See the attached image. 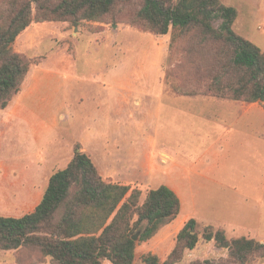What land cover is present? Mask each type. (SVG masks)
Returning <instances> with one entry per match:
<instances>
[{"label": "trees", "instance_id": "obj_1", "mask_svg": "<svg viewBox=\"0 0 264 264\" xmlns=\"http://www.w3.org/2000/svg\"><path fill=\"white\" fill-rule=\"evenodd\" d=\"M120 7L125 10L121 14ZM238 17V10L221 0H0V111L21 93L31 72V62L15 51L17 39L33 24L45 22L81 27L125 21L169 37V55L173 63L180 55V62L167 72V87L183 96L264 104V51L234 31ZM142 198L141 190L104 178L78 145L68 166L51 175L32 212L18 218L0 215V250H35L53 264H135L137 247L181 213L180 198L165 185ZM202 240L227 250L228 258L192 264L264 259V241L229 239L211 225L201 231L200 223L190 219L163 264L180 263ZM143 264L161 260L147 254Z\"/></svg>", "mask_w": 264, "mask_h": 264}, {"label": "rangeland", "instance_id": "obj_2", "mask_svg": "<svg viewBox=\"0 0 264 264\" xmlns=\"http://www.w3.org/2000/svg\"><path fill=\"white\" fill-rule=\"evenodd\" d=\"M221 1L227 6L235 7L239 12V17L233 27L234 31L254 42L264 51V0ZM124 11L120 7L117 13L121 14ZM218 25L219 23L215 24V26ZM135 31L137 35L134 34ZM137 39L141 40L142 44L135 43ZM112 40L118 42V54L116 59L113 57L112 60L121 63V67L118 66V68L125 67L126 69L124 72H119L120 75L123 73L129 74V71L134 73V75H142L141 69L140 71L136 69L137 63L141 65L138 59L142 60V51L150 57L156 56V48H152L155 45V47L158 46L160 49L158 55L162 58L165 55L162 65L163 74L160 73L165 75V82L169 69H172V66H176L180 62V55L175 57L174 63L169 55V37H157L148 31L134 29L125 21L114 25L91 23L81 27H74L65 23H35L17 39L14 46L15 51L23 54L31 62L32 66L31 72L19 94L23 95L22 99L18 100L19 102L16 101L12 108L10 107V109L0 112L1 216L18 218L32 212L42 199L51 175L68 166L75 155L78 145H81L83 149L88 148L91 152L96 151V156L100 154V149L93 150L92 140L94 139V132L90 131L91 133H87L86 129H77V127L73 126L78 121V117L76 118L78 113L76 112L77 106H72L71 108V110H75L74 112L72 111L75 115H72L73 117L71 118L72 120L74 119L73 125H67V117L65 115L68 112L67 110H62L61 100L65 95V88L61 87V75H65L67 72H76V75L93 77L100 66H102L101 63L105 58V52L109 54L110 49L106 45ZM106 48H108V51H106ZM130 49L131 51H128ZM86 54L89 55L88 58ZM36 75H48L49 81L53 84L50 83L48 87L43 88L39 95H36L31 100L30 98L33 96L30 89L31 86L24 88L26 83ZM170 81L174 82L175 80L170 78ZM28 99L30 100L29 107L31 109L36 107V110L40 109L38 108L39 104L44 105L47 99L48 102L52 100L51 103L54 107L52 128L47 129L42 127L41 124L39 125V123L37 128L28 127L14 117L15 113H22L20 109L23 108L24 103ZM88 99L90 100L88 104L93 103V105L95 102L93 99L97 100L93 96H89ZM256 107L263 112L264 120V104L257 103ZM17 110L18 112H16ZM111 117L106 122L105 128L102 129L103 134L108 135V140L111 141L108 145L111 153L110 157L106 160L103 159L102 162L108 164L106 166V169L109 170L108 173H110V170H116L121 173V177H124L125 171H120L121 168L113 165L114 159L119 153L124 157L125 153L131 150L130 141L137 139L140 134L136 131V126L132 129L127 124L126 113L118 115L114 113ZM259 117L257 115L251 118L247 117V119L256 120ZM90 119L93 120V117ZM113 139H117V143ZM117 148L119 149L116 150ZM93 156L95 155L93 154ZM237 157L235 160L230 157L225 162L228 164V172L234 171L239 173V175H225L223 176V183L225 186L236 188L240 194L228 191L225 187L222 189L214 188L205 197L209 201V207L207 208L206 204H204L202 206L204 211H201V214L211 220L223 219L226 223L225 227L216 228L213 225L211 226L215 229L224 230L229 239L256 236L257 233L254 231L239 233L237 230L243 226L253 228L259 210L264 211L263 205H260L263 200L262 194L257 191V188L262 187L264 183V148H257L254 153L246 150V152ZM124 163L125 160L123 159L121 164ZM243 173H246V175L242 178L241 174ZM103 177L106 179L110 178ZM158 184L150 183V186L140 188H138L139 186L130 187L132 190H141L143 193L142 200L144 201L147 191L156 188ZM185 223L186 220L183 217H178L165 229L163 228L164 230L162 229L152 240L140 244L136 250L135 264H143V257L147 254L158 256L161 264H163L174 249L176 236ZM199 223L201 231L204 226L209 225ZM252 239L260 242L264 241V239ZM227 258V250L218 249L213 242L206 243L202 240L195 250L186 251L183 259L178 264H192L206 260L219 262ZM0 264L53 263L50 259L41 258L35 250L24 249L18 252L0 250ZM252 264H264V259L256 260Z\"/></svg>", "mask_w": 264, "mask_h": 264}, {"label": "crops", "instance_id": "obj_3", "mask_svg": "<svg viewBox=\"0 0 264 264\" xmlns=\"http://www.w3.org/2000/svg\"><path fill=\"white\" fill-rule=\"evenodd\" d=\"M134 34L137 35L136 31ZM115 41L112 40L106 45L110 52H105L102 66L93 77L76 75V72L61 75V87L65 88V95L61 100L62 110L68 112L65 115L67 125L72 124L74 120L71 119L75 115V110H71L72 106H77L78 121L76 125H72L77 129H86L87 133L94 132V139L89 140H92L93 150L100 149V154L96 156V151L91 152L88 148H82V151L94 157L101 174L110 177L108 179L114 183L134 188L148 187L150 183H159L156 188L162 185L169 187L181 200L179 217H183L186 222L195 219L216 228L225 227L223 219L211 220L201 214V211H204L202 206L206 204V207H209V201L205 197L217 187H225L228 191L240 194L236 188L225 186L223 183V176L239 175L234 171L228 172V164L225 161L230 157L237 159V156L246 150L254 153L257 148H264L263 112L256 107L257 103L177 94L165 84V75H162L165 55L163 58L158 55L160 49L155 47L156 45L152 47L156 48V56L150 57L142 51V60L138 59L141 65L137 63L136 69H141L142 75H134L130 71L129 74L120 75L119 72L126 69L118 68L121 63L112 60L113 57L116 59L118 54V42ZM141 42L139 39L135 41L142 44ZM86 57L89 55L86 54ZM44 76L36 75L26 83L24 89L31 86V100L39 95L43 88L53 84L48 75ZM89 96L97 98L93 99L94 105L88 104ZM22 97L23 95L15 97L8 109ZM29 101L26 100L20 109L22 113H15L14 117L28 127L37 128L39 123L47 129L52 128V100L48 102L47 99L44 105L39 104V110H36V107L31 109ZM114 113H126L127 124L132 129L136 126V131L140 134L137 139L130 141L131 150L125 153L124 157L119 153L121 157L117 154L114 159L113 165L121 168L120 171H125L124 177L116 170H110L108 173V164L102 162L103 159L109 158L111 153L108 147L111 141L108 140V135L103 134L102 129ZM257 115L260 116L259 119H247ZM92 117L93 120L90 119ZM114 142L117 143V139ZM123 159L125 163L121 164ZM245 175L246 173H243L241 177ZM257 191L262 194L260 205L264 207V183ZM237 231H254L257 235L252 238L264 239V211L259 210L253 228L243 226Z\"/></svg>", "mask_w": 264, "mask_h": 264}, {"label": "water", "instance_id": "obj_4", "mask_svg": "<svg viewBox=\"0 0 264 264\" xmlns=\"http://www.w3.org/2000/svg\"><path fill=\"white\" fill-rule=\"evenodd\" d=\"M134 239H135L136 241H138V239H139V235H136V236L134 237Z\"/></svg>", "mask_w": 264, "mask_h": 264}]
</instances>
